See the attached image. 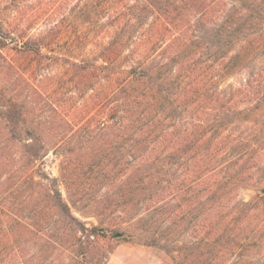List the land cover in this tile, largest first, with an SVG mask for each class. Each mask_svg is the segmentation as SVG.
<instances>
[{"label": "trees", "instance_id": "1", "mask_svg": "<svg viewBox=\"0 0 264 264\" xmlns=\"http://www.w3.org/2000/svg\"><path fill=\"white\" fill-rule=\"evenodd\" d=\"M95 12L125 31L109 32L108 60L94 69L114 68L109 57L130 41H141L143 56L132 51L119 88L79 123L30 121L27 94L21 105L14 102L20 74L0 51L6 86L0 90V263L11 257L16 264H89L101 230L75 217L57 186L31 175L49 147L59 145L74 207L81 202L98 217L119 215L125 222L164 216L149 226L146 244L178 253L176 264H255L246 253L264 249V190L248 202L237 198L263 165L252 159L264 156V138L239 139L231 123L252 117L248 105L264 101V79L253 75L228 89L221 84L253 69L264 48V0H97ZM133 15L147 25L143 32L125 20ZM213 47L217 60L204 58ZM84 179L107 185L104 198L85 200ZM196 203L202 218L192 224ZM170 220L177 231L193 225L190 240H178L165 224Z\"/></svg>", "mask_w": 264, "mask_h": 264}, {"label": "rangeland", "instance_id": "2", "mask_svg": "<svg viewBox=\"0 0 264 264\" xmlns=\"http://www.w3.org/2000/svg\"><path fill=\"white\" fill-rule=\"evenodd\" d=\"M131 1L134 3L137 0ZM96 2L97 0H0V51L20 74L15 76V85L12 87L14 102L21 105L23 94H27L25 105L32 111L30 121L46 126L61 122L63 117L73 124L81 122L96 111V105L106 103L119 88L127 70V60L134 58L132 51L135 50L136 57L143 56L137 54L141 48L138 46L141 41L137 42V45V40L130 41L122 52L109 57L111 61L116 62L114 68L94 69L96 68L94 64L101 65L103 61L108 60L106 56L109 32L125 31L121 22L112 20L107 15L97 16ZM127 13L130 14L128 11ZM131 19L132 21H129ZM125 20L140 32L147 26L141 23V20L136 22L134 15L126 17ZM149 21L150 19L145 22ZM204 32V29H198L196 35L203 36ZM215 51L216 47H213L208 52L204 51L202 56L217 60L218 55ZM147 56L151 58L157 54L154 52ZM75 62L82 66L85 63L89 71L75 66ZM83 74L84 82L81 80ZM253 75L255 78L264 79V48L253 64V69L228 78L221 84V88L239 87ZM5 87L4 80L0 78V90ZM3 102L0 101L1 104ZM42 106L44 111L38 115V109ZM248 113L252 114V117L247 121L233 119L231 129L239 139L258 143L264 138V101L260 102L254 98L248 105ZM48 136L50 135L47 134L46 137L49 138ZM58 146L49 147L48 154L35 163L31 175L37 182L44 181L52 187L57 186L64 200L70 204L74 216L84 222L88 229L97 227L101 230L97 234L95 243L97 248L89 250L92 254L88 255L87 262L176 264V259L180 257L178 253L171 255L159 247L146 244L153 234L147 231L149 226L152 222L154 225L160 219H165L164 216L147 219L149 223H146L140 219L143 215H138L132 221L125 222L119 215L98 217L90 208L84 209L82 207L84 203L81 202L79 203L81 210L74 207L61 174L62 165L66 162L65 154L63 148ZM18 152L16 151V154ZM252 163L263 165L255 168L251 185L246 187L242 185L237 201L248 202L263 194L264 156L253 157ZM178 174V177H181L180 171ZM232 174L234 175L235 171ZM81 184L87 190L85 200L88 199L89 202L104 198L108 190V187H105L107 185L102 182L94 183L84 179ZM33 186L34 190L36 187ZM194 209L189 212L192 220L190 222L197 224L202 218V208L196 203ZM172 222L173 220H170L165 224L171 227L178 240H190L194 226L189 227L186 224L177 231L175 223ZM77 251L80 253L82 250ZM67 252L69 255L76 254L72 249ZM246 256H251L255 264H264V249L247 252ZM0 264H16V261L9 257Z\"/></svg>", "mask_w": 264, "mask_h": 264}, {"label": "water", "instance_id": "3", "mask_svg": "<svg viewBox=\"0 0 264 264\" xmlns=\"http://www.w3.org/2000/svg\"><path fill=\"white\" fill-rule=\"evenodd\" d=\"M120 236V235H119Z\"/></svg>", "mask_w": 264, "mask_h": 264}]
</instances>
